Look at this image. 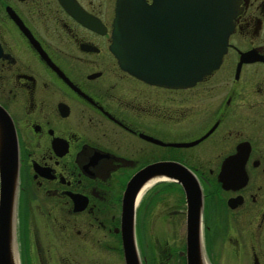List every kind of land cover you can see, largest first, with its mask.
<instances>
[{
  "label": "flooded vegetation",
  "instance_id": "1",
  "mask_svg": "<svg viewBox=\"0 0 264 264\" xmlns=\"http://www.w3.org/2000/svg\"><path fill=\"white\" fill-rule=\"evenodd\" d=\"M164 1L170 13L143 15L142 47H171L173 60L178 14ZM236 3L218 67L171 87L121 67L116 0H0V166L15 175L18 264H125L127 183L159 163L186 168L201 190L207 264H264V0ZM2 188L0 171V207ZM186 211L176 180L143 193L141 264L147 249L154 264H186L185 236L146 232L186 230Z\"/></svg>",
  "mask_w": 264,
  "mask_h": 264
},
{
  "label": "water",
  "instance_id": "2",
  "mask_svg": "<svg viewBox=\"0 0 264 264\" xmlns=\"http://www.w3.org/2000/svg\"><path fill=\"white\" fill-rule=\"evenodd\" d=\"M178 14V33L174 34L173 60L171 47L143 50V15H155L162 5L170 13L169 4L153 0H116L113 23L112 51L121 67L143 79L162 80L164 85L186 87L216 69L226 50L232 20L237 13L236 0H172ZM145 17V16H144ZM84 21L89 19L82 16ZM177 39V48H176ZM145 49V47H144ZM154 48H152L153 50ZM177 55V60H176ZM173 65V67H172ZM4 118L0 109V120ZM1 130V129H0ZM1 132V131H0ZM7 168V167H6ZM3 182L0 207V262L18 264L15 228L12 224V201L15 175H8L0 166ZM3 178V176H6ZM155 178L178 181L186 199L185 254L186 264H206L200 226L202 194L186 168L176 164L159 163L147 166L127 183L122 203V247L125 264H141L136 246L134 210L142 187ZM11 179L9 183L8 180Z\"/></svg>",
  "mask_w": 264,
  "mask_h": 264
},
{
  "label": "rangeland",
  "instance_id": "3",
  "mask_svg": "<svg viewBox=\"0 0 264 264\" xmlns=\"http://www.w3.org/2000/svg\"><path fill=\"white\" fill-rule=\"evenodd\" d=\"M146 232H147V234H149V232H151V234H152V238H153V240H155V241H157V237H160L161 239H162V241L161 242H164L166 239H170L171 237H173L174 235L175 236H177L178 238H180L181 237V242H183V239H184V236H185V230H181L180 232H179V230H168V229H153V230H151V231H149V230H146ZM180 233V234H179ZM135 238H136V236H135ZM152 238L150 239V237H148V240L150 241V242H152ZM147 240V239H146ZM171 241H173V242H176L175 240H176V238H171L170 239ZM180 242V243H181ZM148 244V243H147ZM139 245V243H138V237H137V239H136V246H138ZM155 245H158L159 246V244H157V242H154V244H153V246H155ZM178 247V245H175V249ZM137 249H138V253H139V255H140V252H139V248L137 247ZM154 249H155V253L157 254V252L160 250H162L163 248H161V246H159V248H155L154 247ZM17 250H18V253H19V256L22 258V255H23V251H24V248H23V245H22V243L20 242V241H18V246H17ZM146 252H147V255H148V260L145 262V264H154L151 260H150V255L152 254L153 255V252L151 251V253H150V250L149 249H147L146 250ZM150 254V255H149ZM22 264H25L24 262L22 263ZM113 264H117L116 262L115 263H113ZM168 264H180L179 263V261H175V260H173V261H171L170 263H168Z\"/></svg>",
  "mask_w": 264,
  "mask_h": 264
},
{
  "label": "bare ground",
  "instance_id": "4",
  "mask_svg": "<svg viewBox=\"0 0 264 264\" xmlns=\"http://www.w3.org/2000/svg\"><path fill=\"white\" fill-rule=\"evenodd\" d=\"M156 180H158L157 178L153 179V180H150L148 181L143 187L142 189L140 190V192L138 193V196H137V199H136V203L138 204L139 201L141 200L142 198V195L143 193L154 183L156 182ZM207 264V263H206Z\"/></svg>",
  "mask_w": 264,
  "mask_h": 264
}]
</instances>
